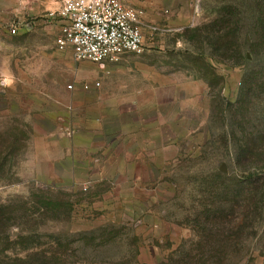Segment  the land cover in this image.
<instances>
[{
  "label": "rangeland",
  "instance_id": "rangeland-1",
  "mask_svg": "<svg viewBox=\"0 0 264 264\" xmlns=\"http://www.w3.org/2000/svg\"><path fill=\"white\" fill-rule=\"evenodd\" d=\"M256 1L194 0L181 29L146 13L158 31H144L143 54L95 63L60 47L62 0H0V78L14 77L0 85V264H264L263 220L234 217L223 229L200 216L232 213L233 180L248 175L223 122L246 63L187 55L194 28L226 8L248 12L249 27ZM254 94L237 120L256 140L264 91ZM216 229L238 239L208 259L202 235Z\"/></svg>",
  "mask_w": 264,
  "mask_h": 264
},
{
  "label": "trees",
  "instance_id": "trees-1",
  "mask_svg": "<svg viewBox=\"0 0 264 264\" xmlns=\"http://www.w3.org/2000/svg\"><path fill=\"white\" fill-rule=\"evenodd\" d=\"M247 13L226 8L223 12H219L218 18L212 23L201 28H194L190 38L194 51L187 53L198 61L204 60L205 53L209 50V56L216 62L234 67L244 66V62L246 63L237 100L234 103L223 105V122L225 121L224 124L228 125L225 135L226 142L225 140L224 142L227 143L230 136L233 138L234 164L248 175L244 179L233 180L235 188L230 194L228 193L232 197L229 201L233 206L232 213L224 214L220 212V209L205 208L200 215L204 219L203 223L211 225L212 228L223 227L224 229L226 225L231 226L234 217L242 219V223L253 217L258 221H264V135L258 136L256 140L251 135L246 136V125L250 124L249 121L243 118L237 120L240 112V116L243 113L247 114L253 105L252 100L254 101L256 97L254 90L264 91V0H257L255 8L249 12L252 18L249 27L245 18ZM246 51L253 55L252 60H246ZM254 66L259 70L251 71ZM230 114L231 119L229 120ZM238 129L244 135L242 138H238L235 133ZM214 187L210 193L211 196H216L221 189L217 185ZM234 213L238 216H234ZM236 227H241V225L236 224L233 228ZM223 229H218L219 231L216 229L215 236L213 233H203L201 239L203 248H212L211 251H213L215 249L213 246L216 244L233 243L238 239L236 237L238 234L231 229L228 233ZM208 251V259L223 254L220 249L214 250V256L210 250ZM187 263L189 264V259L182 258L177 262L171 259L166 264Z\"/></svg>",
  "mask_w": 264,
  "mask_h": 264
},
{
  "label": "built area",
  "instance_id": "built-area-1",
  "mask_svg": "<svg viewBox=\"0 0 264 264\" xmlns=\"http://www.w3.org/2000/svg\"><path fill=\"white\" fill-rule=\"evenodd\" d=\"M59 16V45L70 48L77 61L117 63L125 55L143 54L144 31H158L146 23L144 10L128 7L119 0H62ZM17 32V27L10 30L12 35ZM83 88L88 91L90 86Z\"/></svg>",
  "mask_w": 264,
  "mask_h": 264
},
{
  "label": "crops",
  "instance_id": "crops-1",
  "mask_svg": "<svg viewBox=\"0 0 264 264\" xmlns=\"http://www.w3.org/2000/svg\"><path fill=\"white\" fill-rule=\"evenodd\" d=\"M124 5L140 8L146 13H160L167 27L181 29L187 27L190 13L193 12L194 0H119ZM146 18V17H145ZM93 86V85H92ZM74 87L71 89L73 90ZM159 91V89H157ZM158 103L160 94L156 95Z\"/></svg>",
  "mask_w": 264,
  "mask_h": 264
},
{
  "label": "clouds",
  "instance_id": "clouds-1",
  "mask_svg": "<svg viewBox=\"0 0 264 264\" xmlns=\"http://www.w3.org/2000/svg\"><path fill=\"white\" fill-rule=\"evenodd\" d=\"M27 0H20L21 6H23ZM14 82V77L9 73V74H3L2 78H0V85L3 86H10Z\"/></svg>",
  "mask_w": 264,
  "mask_h": 264
}]
</instances>
